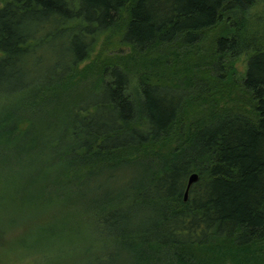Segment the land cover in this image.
I'll list each match as a JSON object with an SVG mask.
<instances>
[{
	"label": "trees",
	"instance_id": "1",
	"mask_svg": "<svg viewBox=\"0 0 264 264\" xmlns=\"http://www.w3.org/2000/svg\"><path fill=\"white\" fill-rule=\"evenodd\" d=\"M23 244L264 264V0L0 1V250Z\"/></svg>",
	"mask_w": 264,
	"mask_h": 264
},
{
	"label": "rangeland",
	"instance_id": "2",
	"mask_svg": "<svg viewBox=\"0 0 264 264\" xmlns=\"http://www.w3.org/2000/svg\"><path fill=\"white\" fill-rule=\"evenodd\" d=\"M0 1H2V0H0ZM238 64H239V68H240L239 75L242 76L246 70L245 59L243 58L242 60H240ZM32 237L33 238L29 239V240H32L31 243L33 242V239L36 240L37 234L35 236H32ZM31 259L32 258H30V253L28 252V250L24 246V244L22 245L21 250H18V251H12V250L2 251V250H0V264H33L30 261Z\"/></svg>",
	"mask_w": 264,
	"mask_h": 264
},
{
	"label": "water",
	"instance_id": "3",
	"mask_svg": "<svg viewBox=\"0 0 264 264\" xmlns=\"http://www.w3.org/2000/svg\"><path fill=\"white\" fill-rule=\"evenodd\" d=\"M198 178H199L198 173H193V174H191V176L189 177V180H188V186H187V190H186V193H185V199L188 198V191H189L191 185H192L194 182H196V181L198 180Z\"/></svg>",
	"mask_w": 264,
	"mask_h": 264
}]
</instances>
